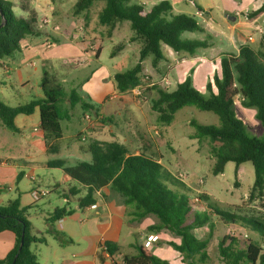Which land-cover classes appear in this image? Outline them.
Here are the masks:
<instances>
[{
	"label": "trees",
	"instance_id": "obj_1",
	"mask_svg": "<svg viewBox=\"0 0 264 264\" xmlns=\"http://www.w3.org/2000/svg\"><path fill=\"white\" fill-rule=\"evenodd\" d=\"M99 0H78L74 5V14H84L88 18L90 10ZM105 6L99 15V24L107 26L113 32L118 23L129 21L136 37L144 41L138 63L130 70L114 76L118 93L129 92L142 82L143 62L152 56V63L157 65L165 59L162 45L169 46L175 53L195 56L200 49L208 47L206 40L182 39L185 33H203L204 28L196 16L175 14L172 3L162 0L152 7L145 4H128L129 0H104ZM28 17L16 15L12 7L0 0V60L10 58L22 51V42L29 37L41 35L37 27L35 12L23 5ZM198 10L203 9L198 7ZM4 14V19L2 17ZM264 13V0L259 8L248 17L256 19ZM132 38V41L135 40ZM123 45L117 47L121 50ZM101 52L99 47L95 58ZM220 74L216 73L207 83L208 96L201 94L192 84L191 78L177 84L174 90H158V97L152 100L151 108L157 115V121L169 126L176 113L185 107H195L201 111L212 112L219 118V126L203 125L192 121L195 131L192 139L206 143L210 155L215 159L213 174L224 172L228 162L240 165L251 162L255 169L253 192L264 194V137L249 135L247 123L235 117V102L240 99L246 107L257 109V119L264 127V34L255 46L250 43L240 47L238 53H224L220 60ZM44 97L32 100L27 105L10 107L0 101V121L4 128L18 132L15 119L18 115H32L39 108L41 127L46 138L54 140L63 137L61 122L70 120L72 110L81 104L83 109L93 106L83 101L75 89L68 95L62 87H50L44 77ZM69 97L70 108L63 106ZM91 161H79L75 165H66L64 160L48 162V167L61 169L72 180L84 187L87 192L79 198V207L85 208L96 202L95 194L105 187L119 193L127 207L131 208L133 220H141L148 215H155L159 223L149 227L150 231L163 229L181 238L180 244H172L175 250L187 260L198 256L197 263H206L210 259L208 239H199L194 233L197 228L210 225V213L218 215L227 225L235 223L240 216L219 208L210 207L212 212L198 213L194 203L186 194L190 189L165 166L159 158L139 150L132 154L129 148L120 142L91 141L89 145ZM20 177L18 178V180ZM180 190L184 191L181 192ZM76 195V194H74ZM205 201L207 195L202 196ZM66 204L56 207L46 218L49 225L68 217L74 209ZM31 206L23 207L19 198L0 205V233L11 231L16 243L14 249L0 260V264H40L38 256L32 250L36 244L46 243L45 236L27 219L26 213ZM256 231L263 233L264 223L251 219ZM55 238L64 235L48 229ZM225 235L219 242L218 255L225 264H264L262 247L250 238L242 239ZM110 254L116 247L107 243ZM136 256L125 257V264H170L148 249L139 246ZM194 260L189 264H195Z\"/></svg>",
	"mask_w": 264,
	"mask_h": 264
},
{
	"label": "rangeland",
	"instance_id": "obj_2",
	"mask_svg": "<svg viewBox=\"0 0 264 264\" xmlns=\"http://www.w3.org/2000/svg\"><path fill=\"white\" fill-rule=\"evenodd\" d=\"M77 1L33 0L32 6L37 11V27L42 33L40 36L34 38L40 43V46H43L47 39L44 32L51 30L56 25L55 28L60 35V41H54L52 49L44 52L45 62L40 63L36 59L28 61V63H32L35 67L28 65L25 68V72H29L30 74L28 76L30 85L25 89L19 87L16 76L11 80L7 79V82H5L3 62L9 59L4 58L0 60V82H2L0 85V101L2 103L10 107L29 104L42 94L39 85L44 77L47 78L50 87H62L68 95L75 89L83 101L99 109L102 106L104 107L105 103H107L106 108H111L119 102V98L115 95L117 89L114 76L117 73L132 69L138 63L144 41L141 38H135L136 35L129 21L118 23L113 32H110L107 26L100 25L99 15L105 6V1L99 0L92 6L88 18L83 20L84 27H86V24H89V29L84 31L87 38L86 42H84L82 40L83 33H79V28H77L79 21L76 20V18L82 20V16L74 14V5ZM160 1L162 0H129L128 4H145L147 7H152L153 4H157ZM4 3L10 5L16 15L23 16L24 18H26L25 10L14 6V4L23 3L22 5L24 6L31 5L30 0H4ZM260 6L261 0H180L178 3H173L175 14L182 13L195 16L197 7L202 8L205 12L211 10L210 13H203V16L197 17L202 23L201 25L205 32L185 33L182 36V39L187 40H206L209 42V45L200 49L195 55L199 58L195 64H184L179 69L175 68V70L161 71L157 69L152 63L153 57L148 56L143 64L149 71L144 69L141 85L144 87L151 82H156L167 73V77L171 82L169 90L176 89L178 82L190 77L193 86L201 94L208 96L206 81L211 80L212 76L216 73L220 74L219 61L214 63L213 60L221 57L226 50L231 49L225 42V35L230 34V29L228 24H226L227 15L242 8V10H239V15L242 21L247 24L252 21L248 15ZM56 9H59V14L64 19L62 23H58V26L56 13L54 12ZM44 18H47V24L43 22ZM259 23L264 29V15L259 17ZM132 38H135V40L132 41ZM119 45H123L121 50L117 49ZM90 46L94 47L93 57L88 60L84 67H77L73 63V60L85 57L84 48H89ZM98 46L101 48V52L99 57L94 59ZM162 48L163 50L169 49L173 52L167 45L163 44ZM173 54L178 55L175 52ZM168 59L162 60L160 62L161 65H166L167 67L171 61L169 54ZM203 64L207 66L203 67V70L198 73V77L194 80L193 74H191L192 70L198 69V66ZM159 89H161L159 86L146 88L143 92L144 100H138L131 92L121 93V99L127 100V102H135L138 106L133 108L139 112H143L149 122L146 119L141 122L139 118L140 122L133 127L132 122L135 123L137 120L131 118V121L127 116L128 112L118 116L119 110H116L113 111V115L116 118L117 132L123 138H127V144L131 152L136 149L142 150L143 147H146L144 149L148 151L147 153L151 151L154 155H157V148L164 146V148H161L164 152V163L167 165L168 163H172L170 167L174 174L182 173L187 175L185 185L190 191H187L186 194L190 198L198 194L201 196V202L194 205L196 212L200 214L206 212L209 214V212H212L210 207H213L244 218L243 220L237 219L235 223L227 225L218 215L213 212L210 213L212 223L210 222V225L197 232L201 235L202 239L210 241L208 246L210 260L206 263L197 264H225L220 260L218 255V245L224 235L238 237L241 246H243V238H250L258 243L264 251V230L263 233L256 231L253 228V224L248 222V220L253 218L264 223V194L253 192L255 181L253 164L246 162L237 169L234 162H228L223 173L214 175L215 159L210 155L207 144H200L190 136L195 131L191 125L192 121L218 127L220 124L218 116L212 112L201 111L195 107H185L176 113V117L171 125H162L156 121L154 115H150L152 100L158 96ZM107 93L112 95V97L116 96L110 103H108L109 101L105 102L103 98V95ZM152 93L155 95L154 98L151 95ZM63 106L70 108L68 96L65 98ZM85 113L92 115V117L84 119L87 123H93V121H97L98 119L103 120L107 124L109 123L107 119L104 120L94 115L93 110L83 109L82 105L78 104L70 110V120L61 122L64 133L61 144H74L76 141L74 139L75 135L86 124L82 119ZM235 117L247 123L249 135L256 138L264 137V127L257 119V109L255 107H246L240 99H237L235 102ZM146 121L150 124L151 128L153 127L151 129L152 132L140 135L137 128L143 129L146 126ZM131 134H137L139 138L141 136L142 141L134 139L133 136L131 137ZM4 136H12V133L5 131ZM146 136H153L155 139V142L153 141L154 139H150L151 147L148 150ZM76 139L78 142L84 144L89 143V141H86L84 134H78ZM11 153H15V151L0 147V157L7 158ZM70 161L72 162L73 160ZM53 172L57 178L62 174V171L57 169L53 170ZM47 181L48 179H45L41 184L43 188L53 184ZM189 185L193 186V188H190ZM31 187L32 183L25 177L22 181V188L29 191ZM2 192L6 191L2 190ZM203 195L209 196L207 201L203 199ZM51 197L53 203L47 204L45 209H53L55 206L62 205L65 202L63 197L55 192L51 193ZM30 213L32 215V223L44 231L47 214L41 213L37 209H32ZM149 219L157 223L159 222L158 217L155 215H150Z\"/></svg>",
	"mask_w": 264,
	"mask_h": 264
},
{
	"label": "crops",
	"instance_id": "obj_3",
	"mask_svg": "<svg viewBox=\"0 0 264 264\" xmlns=\"http://www.w3.org/2000/svg\"><path fill=\"white\" fill-rule=\"evenodd\" d=\"M30 1L31 5L27 6V8L34 11L37 16V11L32 6L33 0ZM179 1L180 0H172L171 3L173 5V3H178ZM262 2L263 0H261V4ZM22 4L15 3L14 6L21 7L24 10ZM239 10H242V8L237 9L234 13L228 14L226 17V24H228L230 34L225 35V42L231 49L226 50L225 53H238L240 47L249 42L250 44L256 45L259 43L263 35L258 32H254V29L262 27L259 23V17L264 15V13L251 22L245 24L239 15ZM202 11L204 14L211 12V10L208 12H205L204 10ZM54 12L56 13V22L58 26V23H62L64 19L62 15L59 14V9L54 10ZM79 15L82 16V20L76 18V20L79 21L78 26H85L83 23V20L85 19L84 14ZM27 17L28 13L26 12V18ZM228 17H233L234 19H229ZM200 24L202 23L200 22ZM55 26H53L51 30L44 32V35L47 37L46 40H50L52 42L60 41V35L58 34ZM78 26L77 28H79ZM88 29L89 24H86L84 31ZM84 31L82 40L86 42L87 38ZM249 35H253L252 41L248 40ZM65 39L67 38L65 37ZM44 52L45 51L42 46H40V43L34 37H29L23 40L22 51L13 57L7 58L9 59L8 61L3 62V76L5 82H7V79L11 80L14 76H16L19 87L25 89L29 86L30 79L28 76L30 74L29 72H25V68L28 65L31 67L35 66L30 62L28 63V61L36 59L40 63L45 62L46 59ZM84 52L90 53L88 48H84ZM173 52L169 49L163 50L165 59H168V54L170 60L177 56H187L183 54L174 55ZM193 58L196 59V62L199 60L196 56ZM94 59L97 58L94 57ZM219 60L220 57H217L213 60V62L215 63ZM210 62H212V60H210ZM204 66L207 65H199L198 69L196 68L195 70H192L191 74H193L192 77L194 80H196L198 73L203 70ZM143 67L147 70L144 64ZM155 67L161 71H166V65L163 66L161 63H158ZM179 67L181 66L173 67V69H179ZM209 81L210 79L206 81V85ZM40 82L39 87L41 88L42 94L40 93L41 95L37 99L44 97L42 86L43 79ZM1 84L2 82H0V85ZM115 93L117 98H119V102L114 104V107L106 108L107 103H105L104 107L102 106L100 109L94 106L93 109H89L93 110V114L97 117L104 120L107 119L109 122L108 124L100 119L93 121V123H87L85 120L92 117V115L90 113H85L83 115L82 119H85L84 121L86 124L82 130L78 132V134H84L86 141H89L88 144L78 142L76 139L78 134L74 137L76 141L73 145L61 144L64 133L63 137L58 140L46 138L41 127L39 108H36L32 115H18L16 117L15 123L18 128V132L10 131L12 136H4V132L9 130L4 128L0 121V147L15 151V153H11L7 158L0 157V205H5L8 201L19 198L23 207L31 206L26 213V217L31 223L32 215L30 211L32 209H37L39 212L47 214L46 218L49 217L56 207H63L68 204L69 208L74 209V213L72 215L55 222L52 226L45 222L44 231L32 223L33 226L45 236L47 241L44 244H36L33 246V251L38 256L40 264H125V257L136 256L139 253V246L145 247L151 253L162 260L169 262L170 264H189L193 260L196 262L198 256H195L193 260H187L184 258L183 254L175 250L172 246V244L181 243V238L179 236L165 229L158 232L149 230L150 226L159 223L150 220V215L141 220H133L131 209L125 205L123 197L119 193L111 190L109 187H105L96 192V202L94 204L85 208H80L79 198L85 196L87 190L76 181L72 180L61 169H57L62 171L61 176L58 178L55 177L53 172L55 169L48 167V162L54 160H64L66 165L69 166L75 165L79 161H91L92 156L89 151V145L92 140H98L101 142L117 141L128 147L127 138H123L122 135L117 132V126L115 123L116 118L113 115V111L119 110L118 116L128 112V114H126L130 120L131 118L137 120L135 123L132 122L133 127L136 126L140 120L142 122L143 120L145 121V119L147 120V118L143 112H139L137 109L133 108L138 106L135 102L122 100L121 94L119 95L117 91H115ZM115 95L112 97V95L107 93L106 95H103V98L105 102L109 101L108 103H110L111 100L116 98ZM151 95L153 98L155 97L153 93ZM157 97L158 96L155 98ZM151 110L150 115H154L157 121L156 113ZM129 115L131 116L129 117ZM147 121L146 126L143 129L137 128L140 135L149 133L153 128L150 127V124H148L149 121ZM163 128H165V126H163ZM132 136L134 139L142 141L141 136L139 138L137 134H131V137ZM145 138L147 139L148 150V148L151 147L150 139L152 138L153 140L154 138L153 136H146ZM153 141L155 142V139ZM144 148L146 147H143L142 150L147 153L148 151ZM161 148H164V146L157 148V155H154L151 151L147 154L159 158V162L171 173H173L172 168L170 167L172 163H168V165L164 163V152ZM139 150L140 149H136L131 152L129 149L132 154H137ZM70 160L73 161L71 162ZM19 177L20 179L18 180ZM25 177L32 183V187L29 191L22 188V181ZM45 179H48L47 182L53 184L50 186L47 185V187L43 188L41 184ZM189 187L193 188L191 185H189ZM2 190H5L6 192H2ZM47 190L50 192L44 196L36 197L34 195L35 192L42 193ZM52 192L60 194L65 202L62 205H57L54 208L52 207L53 209H45L47 204L53 203V199L51 197ZM206 226L194 230L197 238L202 239L201 235L197 232L200 229H204ZM48 229L58 231L64 235H60L59 238H55L49 233ZM15 243L16 238L14 233L11 231H4L0 233V260L4 259L14 249ZM107 243L117 248L114 254L109 253L106 245ZM105 247L107 248V251L105 250ZM195 264H197V262Z\"/></svg>",
	"mask_w": 264,
	"mask_h": 264
},
{
	"label": "built area",
	"instance_id": "obj_4",
	"mask_svg": "<svg viewBox=\"0 0 264 264\" xmlns=\"http://www.w3.org/2000/svg\"><path fill=\"white\" fill-rule=\"evenodd\" d=\"M203 13H204L203 11L197 10L196 13H195V16L196 17H201V16H203ZM43 22L45 24H47L48 23L47 18H44ZM84 29H85L84 26H80L79 27V32L83 33ZM254 32H258L260 34H263L264 30H263L262 27H258L256 29H254ZM248 40L252 41L253 40V35H249ZM52 47H53V42L50 41V40H46L45 43L42 46L44 51L50 50V49H52ZM88 51L90 53L86 52L85 57L76 58V59L73 60V63L77 67H80V68L84 67L87 64L88 60L92 57V55H94V47L93 46H90L88 48ZM193 57L194 56H185V57H178L177 56V57H175L174 59L171 60V63L168 64V66L166 67V71H168L170 69H173V67L182 66L184 64H193V63H195L196 59L193 58ZM150 86H159L163 90H169V88L171 86V82H170V80L167 77V73L165 74V76H163L158 81L151 82L147 86H144V87L140 84L138 87H136L135 89H133V90H131L129 92L133 93L138 100H144L143 92H144V90L146 88H148ZM174 175H175V177L177 179H179L180 181L186 183V180H187V175L186 174L180 173V174H174ZM49 192H50L49 190L43 191L42 193L35 192L34 195L36 197H39V196H44V195L48 194ZM191 201L194 204L200 203L201 202V196L198 194L197 196H194L193 198H191ZM105 250L107 251L106 247H105Z\"/></svg>",
	"mask_w": 264,
	"mask_h": 264
},
{
	"label": "water",
	"instance_id": "obj_5",
	"mask_svg": "<svg viewBox=\"0 0 264 264\" xmlns=\"http://www.w3.org/2000/svg\"><path fill=\"white\" fill-rule=\"evenodd\" d=\"M2 17H3V19H4V14L2 13ZM229 19H234L233 17H228ZM5 19L3 20V22H2V24L0 25V28L1 27H3L4 25H5ZM13 264H14V262H13Z\"/></svg>",
	"mask_w": 264,
	"mask_h": 264
}]
</instances>
